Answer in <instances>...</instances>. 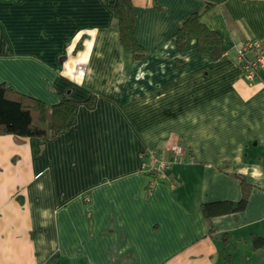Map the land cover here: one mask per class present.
<instances>
[{
    "label": "crops",
    "instance_id": "1",
    "mask_svg": "<svg viewBox=\"0 0 264 264\" xmlns=\"http://www.w3.org/2000/svg\"><path fill=\"white\" fill-rule=\"evenodd\" d=\"M117 0H0V85L51 107L77 102L55 136L0 135V264H264V69L247 81L235 48L264 38V0H226L202 22L212 60L173 34L202 0H130L132 59ZM88 102V103H87ZM184 162L151 181L141 153ZM211 219L201 205L241 198Z\"/></svg>",
    "mask_w": 264,
    "mask_h": 264
},
{
    "label": "trees",
    "instance_id": "2",
    "mask_svg": "<svg viewBox=\"0 0 264 264\" xmlns=\"http://www.w3.org/2000/svg\"><path fill=\"white\" fill-rule=\"evenodd\" d=\"M202 1L204 3L202 13L190 14L172 37L178 50L182 51L187 41L190 38H194L199 54L207 55L212 60H218L222 55L220 37L202 22L201 17L203 14L223 4L226 0ZM110 10L116 22L118 40L121 47L131 55L133 60H142L144 52L135 37L136 19L131 1L117 0ZM76 106L77 102L62 98L58 104L47 107L37 99L19 94L4 85H0V135L30 138L55 136L66 130L73 121ZM149 177L147 188H149L151 181L155 179L151 176ZM249 187L250 185L241 179L240 200L201 205V212L208 225V235H213L210 222L213 217L235 214L244 209ZM252 244L254 249H263L264 239L259 236H253ZM224 264H229L226 256Z\"/></svg>",
    "mask_w": 264,
    "mask_h": 264
},
{
    "label": "built area",
    "instance_id": "3",
    "mask_svg": "<svg viewBox=\"0 0 264 264\" xmlns=\"http://www.w3.org/2000/svg\"><path fill=\"white\" fill-rule=\"evenodd\" d=\"M235 53L244 78L249 82L254 81L258 76V71L264 69V38L244 42L235 48ZM169 139L172 141L166 148L167 157L164 158L151 150L141 153L142 172L157 179L171 164L184 162L185 151L183 147L174 140L173 136H170Z\"/></svg>",
    "mask_w": 264,
    "mask_h": 264
}]
</instances>
